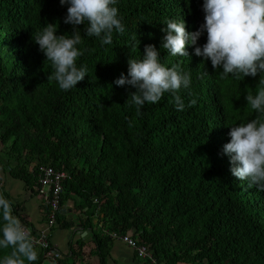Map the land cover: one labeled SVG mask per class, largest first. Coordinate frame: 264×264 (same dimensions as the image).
Listing matches in <instances>:
<instances>
[{
  "label": "trees",
  "instance_id": "16d2710c",
  "mask_svg": "<svg viewBox=\"0 0 264 264\" xmlns=\"http://www.w3.org/2000/svg\"><path fill=\"white\" fill-rule=\"evenodd\" d=\"M203 2L117 0L124 35L114 33L113 43L102 45L79 26V47L88 51L78 66L86 64L88 76L64 92L48 81L51 64L32 33L46 23H57L58 34L71 32L63 22L68 6L60 0H0V195L11 202L14 216L33 226L1 175L23 182L29 196L40 195L47 216L49 203L37 185L40 168L65 170L56 226L81 223L89 233L71 239L56 261L33 244L35 264H117L112 250L120 239L112 232L147 246L152 257L133 249L136 264H264V191L234 177L230 158L222 154L230 126L256 117L245 96L259 78L221 79L194 46H187L189 58L161 48L162 22L184 19L187 30L196 31L204 22ZM206 42L205 32L198 44ZM133 44L134 58L152 44L166 66L182 60L191 72L192 96L180 92L183 111L169 93L146 103L139 116L125 105L129 89L114 81L127 74ZM190 99L197 100L194 107L187 106ZM68 200L73 213L80 211L71 219Z\"/></svg>",
  "mask_w": 264,
  "mask_h": 264
},
{
  "label": "clouds",
  "instance_id": "9594fccd",
  "mask_svg": "<svg viewBox=\"0 0 264 264\" xmlns=\"http://www.w3.org/2000/svg\"><path fill=\"white\" fill-rule=\"evenodd\" d=\"M60 4L68 6L63 22L72 26L71 32L58 34L57 23H46L32 33V40L51 64L48 81H55L59 90L67 92L88 76L87 65L78 66L88 51L79 47L83 44L79 26L84 25V36L99 38L102 45H111L113 34L124 35L126 28L116 7L117 0H60ZM202 10L204 22L196 31L189 32L184 19L164 20L161 48L168 56L189 58L187 46H194V54L205 62L210 60L221 79L259 78L255 91H248L245 96L247 107L256 117L230 126L231 139L223 146L222 154L230 158L234 177L247 182L249 188L255 186L264 191V0H204ZM205 32L207 42L201 46L198 41ZM136 47H130L127 74L121 73L114 81L116 86L129 89L125 105L135 107L139 116L146 103H158L169 93L176 110L183 111L185 103L180 92L185 90L192 96L191 72L184 71L182 60L166 66L152 44L145 45L142 58H134ZM196 103V99H190L187 106L194 107ZM0 251L4 252L0 264L38 261L31 234L13 215L11 202L2 195Z\"/></svg>",
  "mask_w": 264,
  "mask_h": 264
},
{
  "label": "built area",
  "instance_id": "2783aa9c",
  "mask_svg": "<svg viewBox=\"0 0 264 264\" xmlns=\"http://www.w3.org/2000/svg\"><path fill=\"white\" fill-rule=\"evenodd\" d=\"M69 174L65 170L57 169L53 166H42L38 177V188L40 194L49 203L47 211L48 223L42 229H36L33 226L24 225L26 230L31 234L32 242L44 251L46 257L56 261L60 257L59 248L51 243L50 229L57 224L58 213L62 210V195L64 192L65 180ZM113 237L122 240L129 247L134 249L140 257H152L147 246L138 242L137 239L129 234L112 232Z\"/></svg>",
  "mask_w": 264,
  "mask_h": 264
},
{
  "label": "crops",
  "instance_id": "0c3cea01",
  "mask_svg": "<svg viewBox=\"0 0 264 264\" xmlns=\"http://www.w3.org/2000/svg\"><path fill=\"white\" fill-rule=\"evenodd\" d=\"M1 180L5 182L7 190L13 195L15 202H23V209L28 215V220L37 229H42L47 226L46 208L44 207V201L40 195L29 196L24 186L14 179L10 178L8 174H2ZM24 193V194H23ZM26 198V201L24 199ZM67 204H71L69 200ZM67 207V206H66ZM65 208V207H64ZM68 219H71L73 215L80 213L79 210H74L69 206ZM67 210V209H66ZM65 211V210H64ZM70 213V212H69ZM81 223L71 227L70 229L62 227L60 224L55 226L51 230V241L63 252L68 251L69 242L71 239L77 240L80 237L89 236L88 231H84ZM134 250L120 240H116V243L112 250V260L117 261V264H136L134 262ZM112 264H114L112 262Z\"/></svg>",
  "mask_w": 264,
  "mask_h": 264
},
{
  "label": "rangeland",
  "instance_id": "374dc122",
  "mask_svg": "<svg viewBox=\"0 0 264 264\" xmlns=\"http://www.w3.org/2000/svg\"><path fill=\"white\" fill-rule=\"evenodd\" d=\"M15 182H18V183H20L21 185H23L24 186V184H23V182H21V181H18V180H14ZM24 194V193H23ZM24 201H26V198L24 199ZM47 262V261H46Z\"/></svg>",
  "mask_w": 264,
  "mask_h": 264
},
{
  "label": "bare ground",
  "instance_id": "6f19581e",
  "mask_svg": "<svg viewBox=\"0 0 264 264\" xmlns=\"http://www.w3.org/2000/svg\"><path fill=\"white\" fill-rule=\"evenodd\" d=\"M48 223V222H47ZM56 225H54V226H52L51 227V229L53 228V227H55ZM51 229H50V231H51ZM52 242V241H51ZM54 244V243H53ZM55 245V244H54ZM57 246V245H56ZM58 247V246H57ZM60 250V249H59ZM60 256H61V250H60ZM60 258V257H59ZM52 260V259H51ZM54 261V260H53Z\"/></svg>",
  "mask_w": 264,
  "mask_h": 264
}]
</instances>
